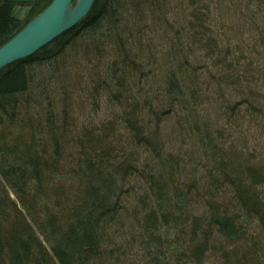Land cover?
I'll list each match as a JSON object with an SVG mask.
<instances>
[{
  "label": "trees",
  "instance_id": "trees-1",
  "mask_svg": "<svg viewBox=\"0 0 264 264\" xmlns=\"http://www.w3.org/2000/svg\"><path fill=\"white\" fill-rule=\"evenodd\" d=\"M50 2L0 0V46ZM261 8L264 0H94L75 26L1 69L0 264H264V146L246 151L247 138L218 122L238 104L247 121L248 110L264 117V79L258 88L260 68L242 55L252 28L262 51L253 44L251 58L264 52ZM147 18L145 35L134 24ZM77 57L85 81L76 74L58 99L61 71L73 69L66 59ZM97 94L118 112L95 120Z\"/></svg>",
  "mask_w": 264,
  "mask_h": 264
},
{
  "label": "rangeland",
  "instance_id": "rangeland-1",
  "mask_svg": "<svg viewBox=\"0 0 264 264\" xmlns=\"http://www.w3.org/2000/svg\"><path fill=\"white\" fill-rule=\"evenodd\" d=\"M74 1L75 0L72 1L71 5L74 4ZM252 5L254 6L255 4L252 3ZM14 11L20 18L24 17L25 8H23V7H15ZM263 11H264V8H261L260 12L263 13ZM259 15L256 17V21H258V23L260 22ZM152 22H153V20H151V19L148 20V18H147V19H145V21L136 22L134 25H137L138 27H140L141 31L142 30H143V32L145 31V35H146V24L149 26ZM259 25L262 26L261 23H259ZM129 26L132 27L131 24ZM251 27H249L248 29H250ZM250 30L252 32H249V33L246 32V31L243 32L242 38L245 41V44L244 45L242 44V49L244 51V53L242 55H243V57H245V58L247 57L248 58V62L252 61V64H251L252 69H255V68H258V67L260 68V69H257L254 72V76H256V78H257L256 84H257L258 88H261V85H260L259 82H261V79H264V75H262V72L264 70V52H262L261 58H253V57L251 58V56L253 55V51H255V52L256 51H262V48H261L262 43L261 42L251 43L248 40L249 36H252L254 34V32H255L253 28L250 29ZM253 44H255L254 47H253L254 50L250 51V49H248V48H250ZM139 50H140V53H141V49H139ZM245 53H247L246 55H248V56H246ZM143 57L144 56L142 55L141 58H139V60H141V62H144L142 60ZM158 58H159V56H157V59ZM80 59L81 58L78 59V57H77L76 58V62H75L76 64H79V67H77L75 65V63H74V66H72L71 60H69L68 58L66 59L67 68L71 67L73 69H68V71L63 69L61 71V76H65L67 72H69V76L63 77L65 80L62 83H60L58 86L55 85L54 91L58 95V99L62 98L63 97L62 95H64L65 93H67L70 90L69 89V84H71V86L73 85L72 82L76 78V76H77L76 74H78V77H80L79 80H82V81H83L84 77L86 76V75H83L84 74V71H83L84 70L83 69L84 68L83 59H81L82 61ZM141 62L140 61L137 62L136 65L139 66L141 68V71H143L144 74L146 75V71H149V70H152V69L150 67L146 66V63L143 64ZM93 63H94V61H93ZM77 69H81L82 71L78 70L79 73H77L76 72ZM260 71H262V72H260ZM258 72H260V73H258ZM139 76H140L139 74L134 76L136 81L139 78ZM84 81H85V79H84ZM123 82H125V83H127V85H129V81L127 80L126 77H123ZM138 83L139 84H136L137 86H135L136 88L137 87L138 88L143 87L144 90H146V82H144V78H139V82ZM260 91H261V89H260ZM76 96L80 97V96H82V94L79 91L77 93L75 92L74 96H73V99ZM98 96H99L98 97V101H99L98 103H99L100 107H99V109H98V111H97V113L95 115V120L99 121V120L107 119L109 117V115H110V112H112V111H117L118 112L117 105L112 100H110L108 98L109 96L108 97L105 96V95H98ZM79 97H76V99L73 100V102H72L74 106H72L73 109H72V112H71L72 114L71 115H73V114L74 115H78L77 117H79V114H80L79 113L80 110H78L80 107L77 108L79 106V104H80ZM106 100L108 102H105ZM261 101H264V96L263 95H262ZM253 103H255L254 107L258 106V105H261V104H258L259 103L258 101H254ZM244 106L245 105H243V104L236 105V111H235V113L234 112L230 113L231 115H229V112L225 113L226 111L221 109V112H220L221 113V116H220L221 118L218 120V122H219L220 126L223 125L224 129H226L227 135L230 136V133H231L235 139L238 136H240L242 139L244 137L247 138L248 141L245 142V143H246L248 148L246 149V151H249V152L257 151L259 153V151H261L263 149V146H264V117L260 114V112L253 111V110H251V111L248 110L247 113L252 118H251V120L247 121L246 119H244L242 117V116H244V117L247 116V114L244 112V110H245ZM57 108L60 109L59 106ZM177 108L178 107H176V110H177ZM220 108H221V106H220ZM86 110H87V108H85L84 105H83V111L82 112L86 113ZM178 113H180V112L178 111ZM83 118L84 117L81 116V120H84ZM166 122L167 123L168 122H173V119L172 120L171 119L167 120ZM117 131L119 133H121V134H125L127 129L122 124H119V125H117ZM260 135H261V139H260ZM256 136H258V138H256V139H258V141L256 143H254L252 139L255 138ZM227 140L229 141L228 138H227ZM185 143H186V145L185 146L182 145V147L183 148L184 147L185 148L189 147V142H185ZM178 144H179L178 140L176 142H174L175 146H177ZM225 144H227V143H225ZM242 146H244V144ZM144 152H145V150H144ZM144 152L141 151L140 152V156L145 157L144 156L145 155ZM245 153H248V152H245ZM258 153H256V154H258ZM227 192H228V189H224L222 191V195L217 196L215 199L222 201L223 199L227 198V197L224 196ZM199 211H201V210H199ZM190 216H193V215H190ZM242 217L243 216H241V214H240V218H239V222L238 223H240L242 225L244 224L246 227H248V229L253 230V228H252L253 226H251V223H248V221L244 220ZM118 233L120 234L119 229L115 228V230L113 232L114 243L119 242V241H120V243H122L121 239H123V237L120 235V238H118ZM181 247H179V250L181 249ZM175 250L171 249V247H168V245H167V250H166L167 253H172ZM211 261H212V259H211Z\"/></svg>",
  "mask_w": 264,
  "mask_h": 264
},
{
  "label": "water",
  "instance_id": "water-1",
  "mask_svg": "<svg viewBox=\"0 0 264 264\" xmlns=\"http://www.w3.org/2000/svg\"><path fill=\"white\" fill-rule=\"evenodd\" d=\"M51 0L34 18L0 46V70L26 58L76 25L89 12L94 0Z\"/></svg>",
  "mask_w": 264,
  "mask_h": 264
},
{
  "label": "bare ground",
  "instance_id": "bare-ground-1",
  "mask_svg": "<svg viewBox=\"0 0 264 264\" xmlns=\"http://www.w3.org/2000/svg\"><path fill=\"white\" fill-rule=\"evenodd\" d=\"M83 0H77L76 2H77V4L79 5L81 2H82ZM17 33V32H16ZM15 33V34H16Z\"/></svg>",
  "mask_w": 264,
  "mask_h": 264
}]
</instances>
